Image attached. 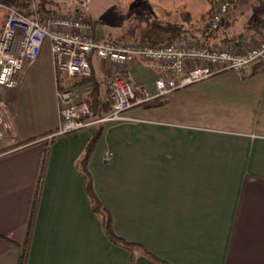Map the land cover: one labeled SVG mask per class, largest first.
<instances>
[{
  "label": "crops",
  "instance_id": "crops-1",
  "mask_svg": "<svg viewBox=\"0 0 264 264\" xmlns=\"http://www.w3.org/2000/svg\"><path fill=\"white\" fill-rule=\"evenodd\" d=\"M259 20L264 28V0H238L224 28L246 32ZM103 66L92 62L102 94L111 84ZM123 72L151 91L160 74L140 62ZM66 90L79 102L92 87L57 71L49 42L16 90L0 89L3 147L35 139L0 156V264H21L37 198L25 264H131L130 252L106 238L79 168L98 125L103 135L87 168L119 238L167 264H264V63L249 76L219 73L120 122L49 140L61 125L57 92ZM135 254V264H158Z\"/></svg>",
  "mask_w": 264,
  "mask_h": 264
},
{
  "label": "built area",
  "instance_id": "built-area-1",
  "mask_svg": "<svg viewBox=\"0 0 264 264\" xmlns=\"http://www.w3.org/2000/svg\"><path fill=\"white\" fill-rule=\"evenodd\" d=\"M236 1L218 0L215 12L203 30V39L211 38L221 29ZM0 11L6 14L0 34L1 90L13 91L19 87L24 69L40 58L46 42L50 43L57 71L71 78H89L94 60L113 71L110 114L95 120L93 102L76 101V95L70 90L58 91L61 125L49 140L93 125L120 122L131 110L156 100L163 101L173 93L203 83L219 73L235 72L239 76H249L253 66L264 63V28L261 30L263 39L257 46L249 49L236 47L237 50L227 52L190 44L186 40L157 46L108 41L95 35L85 19L53 14L31 19L2 5ZM138 62L146 63L160 73L153 91L143 85L131 84L123 72L126 66ZM4 114L5 106L0 101V145L6 137ZM110 157L111 153L105 154L106 161Z\"/></svg>",
  "mask_w": 264,
  "mask_h": 264
},
{
  "label": "rangeland",
  "instance_id": "rangeland-1",
  "mask_svg": "<svg viewBox=\"0 0 264 264\" xmlns=\"http://www.w3.org/2000/svg\"><path fill=\"white\" fill-rule=\"evenodd\" d=\"M213 1L214 0H37L36 11L39 12L40 9L41 13H45L46 11L48 15L53 14L58 17L85 19L91 24L95 35L105 38L108 41H121L124 43H132L141 40L148 32V27L154 24H175L182 27L185 31H188L189 36L167 44H174L181 40H186L190 44H202L207 46L205 42L211 38L205 40L202 38L201 34L193 39L191 33L194 32L193 28H201L202 18L210 11ZM42 15L43 14L37 17L39 18ZM5 17V12L0 11V33ZM243 22L241 21L237 28H243ZM224 27L225 23L222 26V30H225V34L228 37L235 38L239 36L238 34L240 31L234 30V28L229 30ZM262 28H260V31L258 30L257 34L249 43H244L242 40V42L238 41L239 44L234 45L230 50H216L231 52L237 50L236 47L249 49L257 46L263 39L261 32ZM100 70L102 74H107V79H109L108 82L111 83L114 77L112 76V69L103 66ZM83 79L80 80L82 81ZM79 98L81 101H91L95 105V102L91 98H87L86 96H81ZM26 110L24 106L21 107L18 105V113L24 115ZM4 144L6 143L3 142L0 147L5 146ZM104 160L106 161L105 156ZM111 160L112 158L110 157V160L106 162H111Z\"/></svg>",
  "mask_w": 264,
  "mask_h": 264
},
{
  "label": "trees",
  "instance_id": "trees-1",
  "mask_svg": "<svg viewBox=\"0 0 264 264\" xmlns=\"http://www.w3.org/2000/svg\"><path fill=\"white\" fill-rule=\"evenodd\" d=\"M36 1L37 0H0V5L7 7V8H12L16 10L18 13L21 15L31 18V19H36L37 18V11H36ZM238 1V0H237ZM236 1V3H237ZM261 3H263V0H259ZM217 2L218 0H214L212 3V7L210 11L207 13L205 17L202 18V25L201 28H193L194 32L191 33V37L195 39L198 37V35L202 34L205 26L209 22L212 14L215 12L216 7H217ZM235 3V4H236ZM235 6V5H234ZM234 6L232 7L231 11L233 10ZM230 11V13H231ZM229 13V15H230ZM228 15V17H229ZM227 17V18H228ZM226 18V20H227ZM225 20V21H226ZM224 24V23H223ZM261 27V21H255L253 25L249 28H247L246 32H240L238 37H227L226 32L221 29L211 37V39L206 40L205 44L214 49H221V50H230L233 48L234 45L239 44L238 41H241L244 39L245 41L250 38V36H255L258 32V29ZM149 30L146 33V35L143 36V38L139 41L132 42V43H148L154 46L157 45H163L167 44L169 42H173L177 39L188 37V31H185L182 27L178 25H171V24H154L152 26L148 27ZM213 40V41H212ZM260 64V63H259ZM90 84L92 87V90L86 95L87 98L93 99L96 105V113L94 116L95 120H100L104 117H106L108 114H110L112 110V103H111V97H110V88L109 84H107L105 92L102 94L100 91V83L98 80L95 78V73L92 68V74L89 78H85L81 81V86ZM162 100H156L154 102H150L145 104L142 108L145 107H152L154 105H157L158 103ZM98 129L96 133L93 135V137L90 139L89 143L86 146L84 155L79 162V168L81 171V174L85 180L86 183V193L87 196L91 202L92 206V211L94 215L97 217V219L100 221L103 232L106 236V238L115 246L123 248L130 252L131 254V264H135L136 262V254L135 252L140 250L142 251L147 257L151 258L158 264H167L161 260H159L157 257L153 256L151 253H149L145 248H143L140 245L136 244H131L126 242L125 240L119 238L114 230L113 226V217L112 214L110 213L109 210H107L102 203L99 201L95 194V189H94V183L93 179L91 177V174L88 171L87 165L90 160L91 155L93 154L97 144L99 143L102 135L104 128L102 125H98ZM47 134L46 136H48ZM35 142V139H31L22 143L15 144L11 147H0V155L8 153L10 151L19 149L21 147L27 146L29 144H33ZM45 171H46V158L44 160L42 172H41V179L40 183H42V180L45 176ZM37 210H38V198L36 199L33 208H32V213H31V218L29 221L28 225V232H27V239L24 247V252L23 256L21 258V264H25L26 261V253L29 247V244L31 242V237L33 234L34 226H35V221H36V216H37Z\"/></svg>",
  "mask_w": 264,
  "mask_h": 264
}]
</instances>
